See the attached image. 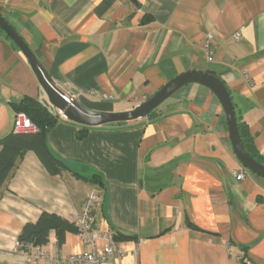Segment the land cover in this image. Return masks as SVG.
I'll return each mask as SVG.
<instances>
[{
	"label": "crops",
	"instance_id": "0c3cea01",
	"mask_svg": "<svg viewBox=\"0 0 264 264\" xmlns=\"http://www.w3.org/2000/svg\"><path fill=\"white\" fill-rule=\"evenodd\" d=\"M0 13L57 85L93 110H130L181 73L209 71L264 160V0H0ZM25 96L48 104L0 32V138ZM80 127L62 117L46 133L68 169L53 175L27 150L5 180L0 264H45L18 250L22 226L42 212L75 222L91 190L100 194L94 228L111 230L124 250L104 264H233L229 246L264 264V178L235 156L207 87L184 85L147 117L90 127L82 138ZM42 248L68 256L86 246L76 232L58 245L51 229Z\"/></svg>",
	"mask_w": 264,
	"mask_h": 264
},
{
	"label": "water",
	"instance_id": "95a60500",
	"mask_svg": "<svg viewBox=\"0 0 264 264\" xmlns=\"http://www.w3.org/2000/svg\"><path fill=\"white\" fill-rule=\"evenodd\" d=\"M0 30L13 42L26 58L39 85L44 91L47 102L62 117L81 126L97 127L117 124L147 117L161 102L180 87L198 83L207 87L219 100L226 117L229 139L233 152L241 165L252 173L264 178V164L255 160L245 150L237 128L234 105L223 82L209 71L189 70L166 82L158 91L134 108L121 111H100L85 106L77 99L67 100L64 91L57 85L47 70L39 62L25 39L8 23L0 13Z\"/></svg>",
	"mask_w": 264,
	"mask_h": 264
},
{
	"label": "trees",
	"instance_id": "16d2710c",
	"mask_svg": "<svg viewBox=\"0 0 264 264\" xmlns=\"http://www.w3.org/2000/svg\"><path fill=\"white\" fill-rule=\"evenodd\" d=\"M0 32L2 31L0 30ZM5 37L8 38L6 35ZM13 108L16 112L24 113L35 124L37 131L30 134L11 132L0 138V189L27 150L34 151L45 168L53 175H59L63 170L68 169L61 160L51 153L46 143L47 131L62 118L57 110L46 102L27 96L23 97L17 104H13ZM236 121L245 150L255 160L264 164L262 156L253 143V137L248 127L237 116ZM117 124H123V122ZM89 128L88 126H81L77 136L79 138L84 137ZM188 225L194 227L190 222ZM51 229L55 231L58 245L63 242L66 232H77L75 222L66 217L42 212L35 222H27L22 226L17 235V242L43 246L47 243Z\"/></svg>",
	"mask_w": 264,
	"mask_h": 264
},
{
	"label": "built area",
	"instance_id": "2783aa9c",
	"mask_svg": "<svg viewBox=\"0 0 264 264\" xmlns=\"http://www.w3.org/2000/svg\"><path fill=\"white\" fill-rule=\"evenodd\" d=\"M203 49L206 59L213 60L211 47V35L206 34L203 39ZM67 100L75 99V94L70 90L64 91ZM37 131L35 124L22 112H17L13 121L12 132L18 134H30ZM243 173L236 175L240 180ZM100 202V194L96 190L86 193L82 207L75 219L77 234L84 242L86 249L79 254L61 256L57 253H46L42 246H33L30 243L21 244L17 242V248L30 261H43L45 264H104L112 258H120L124 250L116 245L114 233L111 230L98 231L94 228L96 211ZM227 257L234 261L233 264H261L254 262L245 254L243 249L234 250L227 247Z\"/></svg>",
	"mask_w": 264,
	"mask_h": 264
}]
</instances>
